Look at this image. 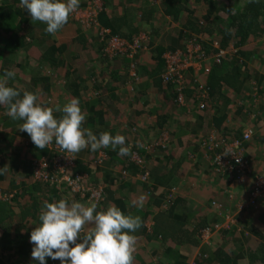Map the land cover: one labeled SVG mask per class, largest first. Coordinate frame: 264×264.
Listing matches in <instances>:
<instances>
[{
	"label": "trees",
	"instance_id": "obj_1",
	"mask_svg": "<svg viewBox=\"0 0 264 264\" xmlns=\"http://www.w3.org/2000/svg\"><path fill=\"white\" fill-rule=\"evenodd\" d=\"M113 1L115 0H100L102 9L98 14L97 22L101 29L97 30L95 25H93V28H82L93 31L92 36L84 37L82 35L77 40L79 43L77 42L75 46L82 51L87 49L90 50V53L92 51L96 53L82 72L70 73L66 70L63 71L67 84L73 82L70 77L74 78L76 75H78L76 78L78 81L76 82L84 84L86 80L79 75L87 73L96 81L92 87L94 91L111 90L115 93L126 87V84L138 85L141 81L140 77H146L153 81L160 80L163 89L173 88L174 93L172 95L174 94L177 106L184 104L186 108H196L199 113L207 116L208 112L211 111L209 109L211 108V101L214 103L215 95L227 99L226 104L230 102V97H237L236 100H239L238 96L243 94L245 85H248V81L254 73V68L250 66V63L252 61L260 63L262 60L257 56H253L255 59L248 63L250 57L254 55V51L249 50V53H247L246 50V52L243 51V48H246L250 43L251 35H255L256 38L264 35V0H165L162 8H166V12L174 17L169 29L174 27L184 28L182 31H184L186 42L183 49L163 50L164 52L162 51L163 53L161 52L160 57L157 59L159 60L158 65L162 66L164 64L162 67L165 68L167 54L173 55L177 52H185L187 46L192 43L200 47V58L197 61L200 62L201 67L206 68L202 71L205 75L203 82L199 79L200 83L198 78L194 79L192 77L190 80H193V85H186L187 88L180 91L178 85L174 83L166 84L162 77L163 73L157 72L156 67L153 71L143 69L144 73H141L143 70L136 64L139 57L147 52L139 51L134 60L120 55L109 58L105 54L111 37L115 36L126 43L132 44L142 34L149 36L148 33L146 34L138 29L140 23L149 20V15L152 14L148 7L151 4L150 0H148L149 3H147V0H127V2L124 1L125 3L119 1L116 4ZM94 5L95 0H80L79 9L85 10ZM71 24L77 23L69 19L68 24L60 31H69L68 27ZM45 28L46 24L33 22L30 14L19 7V0H0L1 46L11 41L17 49L16 52H20L23 44L24 47H30L34 41L41 40L44 51L41 63L51 64L52 67L51 72H45V75L48 76L51 73L54 74L53 70H56L55 67L58 64L65 65L60 56L66 53L68 46L64 44L55 45L53 39L56 38V35L48 34ZM102 28L111 33L103 35ZM82 29L78 28L77 33L81 34L79 31ZM21 33L22 35H20ZM26 38H30L31 43H26ZM231 44L232 47H230ZM146 45L149 47V40ZM221 51H225L227 55L224 58L220 57V61L217 62ZM56 54H58V58ZM1 58L6 59L5 57ZM95 59L99 61L97 65L102 68L101 72H99L100 69L98 70L97 65L93 63ZM116 63L126 65L134 63L139 70L134 68L131 75L130 71L127 72L128 68L126 66L122 65L123 68L114 69ZM226 63L225 71L228 73V79L225 80L226 85H222L220 81H224V79L219 78V73H222L220 72L223 68L221 66ZM191 70L195 73L194 68L186 70V73ZM134 73L136 77L133 76ZM186 73L185 83L188 81ZM255 76H258V74L256 73ZM45 79L48 78L43 77L38 82L41 81L42 84L46 81ZM34 81L31 80L35 83ZM101 81L102 86H100ZM217 83L218 87L216 86ZM72 84L77 88L81 87V84H75V82ZM8 86H14L21 92V95L24 92H22L21 86L11 84H8ZM198 87H202L203 92H199ZM225 88H228V90L224 91ZM48 90V88H44L45 92H48ZM186 92H191L189 100H185L187 98V96L184 97ZM180 95L184 99L182 102L179 99ZM115 98L117 99L118 96ZM256 99H259V97H256ZM79 102L80 105L83 103L81 100ZM0 107L2 112L7 113L6 105H0ZM245 108L243 103L239 106L238 113H241ZM54 115L59 118L61 113L54 112ZM100 115H97L99 120L97 126L94 125L96 122L94 118L96 117L93 116L88 115L89 117L84 122V127L91 126L94 134L98 136L102 133L100 131L101 126L104 127L106 124L102 113ZM246 116L249 118L248 114ZM111 134L114 136L113 133ZM24 136L28 141L29 151L21 159V150L16 148L15 151H18L19 154L13 155L9 166L12 176H16L18 182L16 183L17 180L12 179L10 181L11 186L6 191L0 187V264H36L31 257L33 245L29 240L31 231L40 223L39 214L45 201L56 202L68 198L70 201L81 203V200H83L76 196V192L71 191L67 186V182L61 181L59 166L65 164L66 161L62 157L69 152L59 148L54 141L45 149L39 150L32 143L27 133ZM14 143L15 141H11L9 135L0 132V166L4 165L2 161L7 158L2 144L12 148L11 146ZM117 152L118 149L107 151L103 148V152H99L102 155L95 158L93 163L90 160L79 158V153H71L75 156L73 165L65 169L71 180H80L83 188L102 193V199L97 204L95 203L97 211L106 210L111 205L118 207L125 215L141 218L142 226L134 233L137 237L134 264H190L193 261L191 258L193 254L201 249L199 256L194 259V264H241L246 258L248 262H244V264H264V198L261 206L255 210L245 209L241 215L236 216L238 222L235 225L222 231L212 240L213 246L210 248H213L214 252L211 254L208 245H202L199 236L202 230L213 229L212 221L198 215L192 207H187L186 200L179 196L177 189H174L173 186L179 180L177 176L178 169L184 163H178L179 166L175 169L171 167L164 168L160 171L161 173L156 175L147 174L145 183H141L135 188L128 181L134 177V174L136 175L139 172L144 164L140 163L137 157L133 159L131 154L121 157ZM92 155L94 153L90 152V156ZM40 160L47 163V168L42 169V177L37 179L35 169H38L37 166ZM60 160H62V163ZM109 163L111 164L110 167L103 169ZM119 164H122V167ZM116 167H119V175L113 171V168ZM105 171L107 172L104 173ZM109 171L113 173L111 177L113 180L108 177V175H111ZM101 176H104V182L99 179ZM148 176H150L149 179ZM1 177L2 174H0ZM150 178L163 185L170 182V185H167L168 188L157 196L158 191L149 186ZM108 179L109 181H107ZM54 180L57 182L54 183ZM1 182L0 180V184ZM133 201L136 202L135 206H133ZM82 203L87 206L90 202ZM165 210H171L173 215L169 217L164 213ZM194 226H197V228L194 229ZM87 227L91 228V226ZM249 238L253 239L254 242H260V244L257 247L247 245L248 243L245 240ZM47 264H60V261H53L48 258Z\"/></svg>",
	"mask_w": 264,
	"mask_h": 264
},
{
	"label": "crops",
	"instance_id": "obj_2",
	"mask_svg": "<svg viewBox=\"0 0 264 264\" xmlns=\"http://www.w3.org/2000/svg\"><path fill=\"white\" fill-rule=\"evenodd\" d=\"M119 1L127 2V0H115L113 3L116 4ZM150 1V5L147 4L149 3L148 0L145 3L152 14L149 15V20L140 23L138 29L149 34V51L139 57L136 65L140 66L139 68L142 70L151 71L156 67L157 72L163 73L165 68L162 66L164 64L162 66L158 65L159 60H157L160 57V53L166 49H183L186 38L184 31H182L184 28L174 27L169 29L174 17L166 12V8H162L165 0ZM78 28L81 27L71 24L68 27L69 31H59L56 34V38L53 39L54 44L57 46L59 44L68 46L66 53L60 56L65 65L61 66L58 64L55 67L56 70H53L54 74L51 73L48 76L45 75V72H51V64L43 65L41 72L39 71V64L38 67L33 65V61H40V55L42 56L44 52L41 40L34 41L30 47H24L25 45L23 44L20 52H16L17 49L11 41L2 46L0 44V78L4 76L6 71H14L15 78L7 80L5 83L7 85L21 86V90L24 88L23 91L28 89V92L37 93L40 104L45 107L55 108L57 105L63 107L74 98L81 100L83 102L80 105L81 109L87 118L89 116L96 117L94 118L96 121L94 125L96 126L99 123L97 115L102 113L106 124L104 127L101 126L100 131L113 133L114 136L117 134L123 135L126 138L125 146H131L133 159L137 157L139 162L144 164L139 172L136 175L134 174V177L128 181L133 187L136 188L141 183H145L147 174H159L164 168L168 169L171 167L175 169L179 166L178 163L183 162L184 164L179 167L177 173L179 180L173 186L175 187L174 189H177L179 196L186 200L187 207L195 209L198 215L205 214L207 212L206 205H209L214 200L224 205L228 215L236 214L241 208L249 209L244 206L252 189L251 179L258 176L264 177V35L257 38L255 35H251L250 43L246 48H243V51L246 50L247 53H249V50L254 51V55L250 57L248 63L255 59L253 56H257L262 60L260 63H256V61L250 63V66L254 68V73L250 77L248 85H245L243 94L238 96L239 100H236L237 97H230V102L226 104L228 102L227 99L215 95L214 103L211 101V108L209 109L211 111L208 112L207 116H204L196 108H186L184 104H181L183 106H177L174 94L172 95L174 93L173 88L163 89L160 80L158 82L157 80L153 81L152 79L139 76L141 81L138 85L126 84V87L115 93L111 90L94 91L92 87L96 81L87 73L79 75L86 80L84 84L76 82L78 81L76 80L78 75L74 78L70 77L73 82L67 84L63 71L66 70L70 73L82 72L96 53L95 51L90 53V50L87 49L82 51L80 48H74L75 44L79 43L77 40L82 35L84 37L92 36L93 32L82 31L83 29L81 28L82 30L79 31L81 34H79L77 33ZM26 43H31V39L26 38ZM232 46L231 44L230 47ZM79 51L84 53V57ZM57 56L58 54H56ZM4 60H6V63L2 62ZM98 62L97 59L93 61L95 65ZM227 63L221 66L223 67L220 71L222 73H219V78L224 79V81H220L222 85H226L225 80L228 79V73L225 71ZM116 64L114 69L121 68L122 65L126 66L128 68L127 72L130 71L131 75L134 70L133 66L139 70L134 63H131V65ZM61 67L64 68L62 69ZM97 67L98 70L100 69L99 72H101L102 68H99L98 65ZM203 70H206V68L198 65L197 68H194L195 73L192 70L187 72L186 78H188L189 82L186 81V85H193V80H190L192 77L194 79L198 78V80L200 79L203 82L205 76L202 73ZM141 73H144V70ZM256 73L258 76H255ZM43 77L48 79H45L46 81L41 84V81H38ZM31 80H35V83L31 82ZM74 82L75 84H81V87L73 86L72 83ZM101 83L102 81L100 86H102ZM218 83L216 84L217 87ZM44 88H48V92H45ZM226 90L228 88L224 89V91ZM190 93L186 92L184 97L187 96V98L185 100H189ZM116 96H118L117 99L115 98ZM256 97H259V99H256ZM243 103L246 108L242 111L243 113H238V108ZM246 114L249 115V118ZM4 116H6V113L0 109V132H5L6 135L11 137V141H15L11 146L12 148L2 144L7 158L3 159L4 165L0 166L3 169L0 187L6 191L11 186L10 181L12 179L17 180L16 176H12L9 167L13 155L19 154L15 149L21 150V159L24 158V154L29 150L28 141L24 136L25 132L20 131V125L23 121H14L8 116L3 119ZM86 128L93 130L88 125ZM248 131H253L254 135L250 142L243 143L242 158L251 172L250 177L245 178V182L241 183L237 182L239 181L236 177L237 173H230L227 168L218 165L215 162V157L217 154L224 155L225 148L223 146L225 144L241 140L243 134ZM137 142H139L138 147L136 146ZM105 150L111 151L112 148L109 146ZM90 152L94 153V155L90 156ZM99 152H103V148L96 152L84 149L79 152V158L90 160L93 163L95 158L102 155ZM110 165L109 163L103 169H108ZM119 165L122 167V164ZM118 169L119 167L113 168L114 173L118 174L119 172L120 174ZM110 173L111 175H108V177L113 180L111 178L113 173ZM99 179L103 181L104 176ZM164 184L158 183L153 178H150L149 181V186L158 191L157 196L168 188L167 185H170V182ZM79 198L80 200L83 199L81 203H89L87 198ZM262 204L263 202L260 203V206ZM164 213L169 217L173 215L171 210H165ZM251 240L249 238L245 241L249 243ZM254 243L256 247L260 244V242ZM211 246H213L212 241L208 245V249L212 254L214 251L213 248H210ZM201 250L193 254L191 257L193 261L190 264H194V259L199 256ZM244 262H248L247 258L241 264H244Z\"/></svg>",
	"mask_w": 264,
	"mask_h": 264
},
{
	"label": "clouds",
	"instance_id": "obj_3",
	"mask_svg": "<svg viewBox=\"0 0 264 264\" xmlns=\"http://www.w3.org/2000/svg\"><path fill=\"white\" fill-rule=\"evenodd\" d=\"M19 7L30 14L33 22L46 24L45 31L54 36L77 12L80 0H19ZM14 78V71H6L0 78V105L7 106L6 114L12 120L23 121L20 131L29 135L37 149L43 150L54 141L59 148L73 154L84 149L96 152L109 146L113 151L118 149L117 154L121 157L131 154V146H125L126 138L123 135L113 136L109 132H102L98 136L90 128L84 127L87 117L78 99L70 100L63 107H45L40 104L37 93L24 91L21 95L14 86L5 83ZM54 112L61 113V116L57 118ZM136 146H139V142ZM2 172L3 169H0V174ZM76 195L92 203L90 192H76ZM217 205H222V210ZM205 208L207 212L200 216L213 224V229L200 232L201 236L206 230L211 232L207 245L227 230L216 232L215 225L223 226L228 216L237 223L236 216L245 210L239 209L236 214L228 215L224 205L215 200ZM39 221L31 231L29 240L33 245L31 257L36 264H47L48 258L59 260L60 264H134L137 243L134 233L142 226L139 216L125 215L118 207L111 205L106 210L97 211L95 203L86 206L63 198L56 202L45 201ZM87 226L92 227L89 229Z\"/></svg>",
	"mask_w": 264,
	"mask_h": 264
},
{
	"label": "built area",
	"instance_id": "obj_4",
	"mask_svg": "<svg viewBox=\"0 0 264 264\" xmlns=\"http://www.w3.org/2000/svg\"><path fill=\"white\" fill-rule=\"evenodd\" d=\"M101 5L99 4V0H95V5L86 8L85 10L78 9L76 13L71 16V19L74 20L78 25L82 28H93V25L97 27V30L101 29V26L98 24V14L100 12ZM103 35H109L111 32L108 30H104L102 28ZM148 36L142 34L138 39H136L132 44L126 43L123 40H120L117 37H111L108 41L107 48L105 50V54L109 58H113L115 56H123L125 58L134 60V58L138 55V52H146L149 47L146 45L148 43ZM218 47V45H217ZM200 47L195 46L194 44H189L187 46V51L177 52L173 55H166V67L163 72V79L166 84L174 83L179 86V90L181 91L183 88H187L184 77L186 70L190 68H197L200 65V62L197 61L200 58ZM227 55L225 51H221L218 55L217 62H219V58H224ZM135 67L133 66V69ZM133 76L136 77L134 73ZM172 81V82H170ZM199 92H203L202 87H198ZM180 102L183 101L182 95H180ZM254 135L253 131H248L243 134L242 139L235 141L234 143L225 144L223 148H225L224 155L217 154L215 157V162L222 166L223 168H227L230 173L236 174L237 179L244 183L245 178L250 177V168L247 163L242 158V145L243 143L250 142ZM75 156L71 153H66L62 159L66 162L64 165L60 164L59 168L61 171V181L67 182V186L71 189L72 192H90L91 197L90 200L94 203H98L100 199H102V193L96 190H89L83 188L80 184V180H71L70 176L66 174V167L72 166L74 162ZM62 163V160H60ZM37 165V164H36ZM38 169H35V177L37 179H41L42 177V169L47 168V163L45 161L38 162ZM41 169V171H40ZM235 169V171H234ZM45 176V175H44ZM252 180V189L249 193L247 203L245 204V208L249 209H257L261 203V200L264 198V177L258 176ZM60 181V182H61ZM57 182L54 180V183ZM1 197V194H0ZM220 210H222V205H217ZM243 208H241L242 210ZM236 222L233 220V217H227V223L223 226L215 225L214 230L216 232L221 229H229L231 224H235ZM204 236L207 239H210L211 232L206 230L204 232ZM208 242V241H206Z\"/></svg>",
	"mask_w": 264,
	"mask_h": 264
},
{
	"label": "rangeland",
	"instance_id": "obj_5",
	"mask_svg": "<svg viewBox=\"0 0 264 264\" xmlns=\"http://www.w3.org/2000/svg\"><path fill=\"white\" fill-rule=\"evenodd\" d=\"M225 2H226V1H225ZM201 7H202V4H201ZM74 48H79V47L74 46ZM79 53L82 55V57H84V53H83V52L81 53V52L79 51ZM42 57H43V55H42V56L40 55V58H39L40 61H39V60L33 61V65H34V66H37V67H38V64H39V71H40V72H41V70L43 69V65L47 64V63H43V64L41 63V58H42ZM164 70H165V69H164ZM40 72H39V73H40ZM22 89L24 90V88H22ZM23 90H22V91H23ZM25 91H28V90L26 89ZM226 214H228V213L226 212ZM238 229H239V227H238ZM239 230H241V229H239ZM237 233H238V230H237ZM199 239L203 241V244H207L208 242H206V241H209V239H207L204 235H203V236L200 235V236H199ZM256 242H257V241H256ZM254 244H255V243H254V240L252 239L251 241H249V243H248L247 245L253 247Z\"/></svg>",
	"mask_w": 264,
	"mask_h": 264
}]
</instances>
